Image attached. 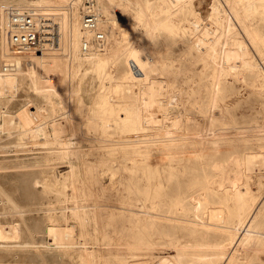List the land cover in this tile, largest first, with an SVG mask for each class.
Masks as SVG:
<instances>
[{
	"label": "bare ground",
	"instance_id": "1",
	"mask_svg": "<svg viewBox=\"0 0 264 264\" xmlns=\"http://www.w3.org/2000/svg\"><path fill=\"white\" fill-rule=\"evenodd\" d=\"M97 1V9L102 18L100 26L106 33L107 45L103 50L92 48L89 52H83L81 49L82 39H90L92 33L82 30L79 9L80 2L78 0L0 1V35L2 34V41L5 42L2 43L0 59L4 58L5 61L10 58H14L17 61L21 60L19 54L15 55L11 52V48L3 32L5 14L1 5L2 3H6L8 6L11 5L17 8L25 6L32 7L38 14H52L59 24L61 33L59 47L55 49V51L58 49L60 50V55L67 56V54H71L76 61L80 62L79 64L83 66L84 63L87 62L89 67L92 68L102 67L108 62H115L121 58L126 68L119 79L110 81V85L104 90L106 92L101 96V104L105 110L104 114L99 116V122L97 121L98 123L96 122V125L99 124V126H103L107 123L106 125L109 126L110 123L113 122L115 124H121L123 127L129 126V130H127L121 142L132 146V151L129 153L130 165H128V163H121L120 167L117 169H115L114 166L103 167L102 173H100L102 175L100 177L98 174L94 176L92 172L93 163H87L86 161L81 162V158L86 154V149L80 144V140L76 131L73 129L70 117H66L65 115L63 119L51 125L52 131L50 136H52V138L49 142H57L59 144V148H61L60 154L63 159L67 160L70 167L68 178H70L72 186L76 189L77 182H80L83 196L94 200V202H74L75 207L72 210V214L75 218L73 223L76 224L62 227L61 224L60 226L54 223L53 217H50L49 221H51V223H48L50 226H48L46 233L48 234L47 236H50L53 240L52 246L54 245L56 248H59V251L60 248L76 250V247H79L78 257L81 264H108L97 246L101 245L100 243L103 237L100 238L97 234L95 238L92 237V234L86 228V221L89 217H92L96 224V231L99 227V221L104 223L108 222L109 225H113L115 229H117L120 233L119 242L116 244L117 247L123 245L132 251H144L143 255H147V257L138 259L131 264H219V262L222 261L224 264H229L241 259L238 258L237 254L240 249H242L244 259L256 257L258 252L264 247V236L260 231L254 233L251 230L253 222L258 214V212L255 211L256 202L251 194L248 193L249 191H243L241 186L257 169L261 170L264 168V150L249 151L241 155L233 153L226 158H220L217 152L214 151V148L218 146L213 144L220 139L234 140L236 137L239 139H246L247 137L243 135L245 133V125H239V122L230 112V107L226 99L227 97L223 95L221 80L228 76H236L243 68L248 66V64L250 66L253 65L252 61L249 59L251 48L249 49L245 39L242 37L243 35L241 36V31L246 34L252 44L257 47L264 56V36L260 33L259 29L252 26L251 23L253 13L260 14L264 17V0H226L228 8L223 9V11L217 13L215 16L211 15L209 19L210 26L203 25L200 33L197 35H195V33L192 41L187 43L188 46H186L187 48L185 47L186 49L183 56L187 59V62L181 74L173 68V65L166 63L163 58V46L165 45L162 40L163 37L158 35L157 31L161 27L165 28L168 32L176 29L174 24H171L172 22L163 23L157 18L158 12L155 4H152L149 0H137L138 6L136 10L134 9L135 11H129V8L127 9V6H124L125 9L121 18L112 21L107 16L109 2L112 0ZM170 1L171 0H162V7H158V10L164 11L163 14H165V11L168 9L167 4L170 3ZM184 1L186 2V0H179V3L182 4ZM25 2L30 4H25ZM192 4L190 3V5ZM171 5H173V3ZM167 13L169 12L167 11ZM171 15L170 13L168 14V16ZM164 18L167 17L165 16ZM135 22H143L145 31L135 29L133 26ZM185 38L184 40H186ZM62 39L63 44H61ZM194 51L195 56L192 55ZM79 52L83 58L78 57ZM49 54L50 53L46 55L45 53L44 56H35L33 60L36 62V66H28L29 63L26 65L20 63V67L15 72H0V103L11 100L9 96H15L16 92L19 91L22 85L21 81L23 80V78H21L23 70L29 69L31 71L34 66L37 71L36 67H41L42 58L45 56L48 58ZM53 58L55 62L50 70L59 76L60 80L58 85L50 86L46 82L45 74L43 76V73H39V80L36 79L38 81H35V83L33 82L34 84H32L31 88L33 87L34 91L44 96L48 100V103L59 101L63 103L62 105H66V103L71 104L72 100L75 99L77 90L76 76L78 68L76 69L75 65V68H73L72 65L70 70L66 69L65 74L61 75L60 72H57L58 62L55 57ZM197 61H202L204 64L203 67H210L211 75L210 83L206 86L207 95L205 96L204 104H202V106H196V104L195 107H193V99L190 96H186L187 98L184 97V94H187L185 92L186 90H184V84L188 81L189 77V79L193 78L192 75L195 74L193 64ZM238 61L241 65L237 64ZM45 69L49 71L45 66L42 72L44 71L45 73ZM106 75L107 78H113V75ZM183 75L187 79L181 80L180 77ZM122 89L128 94L126 98H124L126 95L121 98L115 95ZM197 92L198 91H194L193 93ZM221 100L225 102L226 106L225 108L223 107L224 109L220 110L219 114H216L215 109L219 105L218 102ZM69 104L67 105L69 106ZM195 108L198 109L197 112ZM24 128L26 136H35L37 127L34 121L30 119ZM152 146H156V152H152L151 150L149 153ZM191 157L199 160L200 163H203L206 159L208 160L210 174L204 172V176L200 181L197 177L189 175L187 160ZM83 166L85 169L82 168ZM52 167L55 168L54 166ZM0 168H2V166H0ZM120 169L126 171L133 170L134 172L135 170L138 172L140 171L137 175L134 173L136 175V184H138L136 193L140 195L142 191L145 195V199L151 200L153 204L152 207L148 208L146 202H142L140 205H138V202L134 201L97 202L98 199L93 192V185L100 183V178L102 176H108L110 180L108 185L102 182L101 185L103 190L111 188L117 180L116 177ZM4 172L2 171V174ZM22 174L24 173L22 172ZM36 175L34 177H36ZM30 177L28 176L26 179ZM16 178L17 177H15V179ZM31 179L30 181H32ZM32 183L30 184L32 185ZM28 186L30 185H27V187ZM1 187L2 189L4 188L3 186ZM27 187L26 191L28 189ZM4 191L0 189V196L2 199L8 201V203H5L12 209L9 212H13V209H16L18 204L12 202V196ZM84 191L86 192L84 193ZM11 192L12 191H10V193ZM183 202H189L192 206V208L189 207V209H193L194 211L193 218L188 216L186 218L172 217L170 215V213L174 212V208L184 207ZM161 203L167 205L168 208L166 212L159 213L153 211L156 205L159 206ZM22 214H19V216L16 215L17 219L13 214L11 217L5 216L2 219L3 221H0L1 242L12 238H19L21 232L22 234H26L24 232H27L28 225H26L27 222H25L26 217ZM100 214H102V216L98 219ZM35 218L33 219L35 220ZM14 219H16L17 222H15ZM33 219L31 220L33 221ZM61 219L63 222V220L67 218L64 216L61 217ZM161 219L170 223L172 221L179 222L178 226L172 224L173 226L171 228L175 231L186 230L187 233L183 235L189 237L187 242L182 243L181 241H175L171 238L172 233L166 229V226L159 225ZM2 222H7L8 224L6 225ZM234 224L236 225L234 226ZM38 226L40 225L38 224ZM36 228L38 227H35V232ZM44 228L45 227L42 229ZM75 229H78L77 231H79V233L76 234ZM42 231L43 230H41V232ZM210 233L218 236L216 239L210 241L206 237L210 235ZM27 235L28 234H26V236ZM77 235L82 239L81 244L80 239H77ZM35 243L38 248H40L39 245L41 246L43 244L38 245L40 242L37 243L36 240ZM2 245L7 246L9 243L6 241V243ZM159 246H162L165 252L155 254V250L159 249ZM2 249L3 248L0 247V261L6 262L7 253H10V251H8L7 248L6 250ZM11 249L12 248H10V250ZM38 251L42 256L41 260L46 262V252L42 253V250ZM139 254L141 255V253ZM16 256L18 255L16 254ZM37 256L40 257V255ZM120 264L127 263L121 261Z\"/></svg>",
	"mask_w": 264,
	"mask_h": 264
},
{
	"label": "rangeland",
	"instance_id": "2",
	"mask_svg": "<svg viewBox=\"0 0 264 264\" xmlns=\"http://www.w3.org/2000/svg\"><path fill=\"white\" fill-rule=\"evenodd\" d=\"M0 1L2 2V0ZM30 1H35V0H30ZM116 1H120V2L122 1L125 4V6H127V9L129 8L128 9L129 11H135L138 6L137 0L136 1L135 0H112L111 2H109V4L116 2ZM149 1H151L152 4H155L156 10L158 12L157 18L161 22L163 23L172 22L171 24H174V27L176 30L168 32L165 28L161 27L158 29L157 34L163 37L162 40L165 45L163 46V50H164L163 58L165 62L169 63L170 65H173V68L181 74L183 73V69L187 62V59L183 57L184 51L187 48L186 46H188L187 43L189 41H192L193 37L200 33V30L203 27V25L210 26L209 19L211 15L215 16L217 13L223 11V9L228 8L227 2L226 0H195L196 2L194 0H189V1L186 0V2L184 1L182 4H180L179 0H171L170 3L167 4V8H168L167 11L170 13V15L172 13L173 14L171 16H168L169 13H167V11H165V14H163L164 11L158 10V7L159 8L162 7V0H149ZM172 3L173 5H171ZM190 3L191 4L193 3V4L190 5ZM3 4L6 5V3H2V5ZM25 4H30V3L25 2ZM2 5H1V8H2ZM179 11H182L183 13ZM163 15L164 17L166 16L167 18H164ZM251 23H252V26H254L255 28H258L260 33L264 36V17H262L260 14L253 13L251 17ZM133 26L137 30L145 31L143 22L141 23L135 22V24L133 23ZM241 36L245 39L249 49L250 48L252 49V50L250 49L249 59L252 61L253 65L250 66L248 64V66L243 68V70L239 72L236 76H233V75L228 76L227 78H224L223 80H221V87H223V95L227 97L226 99L228 101L227 103L229 104L231 114L239 122V125H243V124L245 125V128H244L245 133L243 135L247 137L246 139H239L236 137L234 140L220 139L219 141H216L213 145H217L218 147L214 148V151L217 152V155L220 158H226L233 153L241 155L249 151H259V149L264 150V138H263L264 136V82H263L264 81V59H263L264 56L257 49V47H255L252 44V42L249 40L246 34H244L243 31H241ZM184 38L186 40H184ZM0 39H1L0 40L1 41L0 51H1L2 43H5L4 41H2V34L0 35ZM61 44H63V39H62ZM48 53H50L52 57L56 58V61L58 62V69H57L58 71L57 70L56 71L60 72L61 75L65 74L66 69L70 70V68L72 67L75 68V66H76V69L78 68V73L76 76L78 92L76 90L75 99L72 100L71 104L66 103V105L69 104V106L62 105L63 103H60L59 101H54L51 103L49 102L50 103L49 104L48 100L44 96L34 91V88L33 87L31 88V86L32 84L35 83V81L39 80V73H43V76L45 74V77H49L51 75V72L45 69V73H44V71L42 72L40 67H36L37 69L36 71L35 67L33 66L31 71L29 69L23 70L22 76H21V78H23V80L21 81L22 85L19 91L16 92V95L9 96L11 100H7L5 103H0V166H2V168H0V177L5 180L4 181L3 179L0 178V184H1L0 189L3 191L5 190L4 191L5 193H8L10 196H12V199H13L12 202H15L16 204H18L17 208L20 209V210H18L17 208L13 209L14 213L9 212L12 209L8 207V204H7L8 201L5 199H2V197L0 196V207H1L0 208V221H3L2 219L5 216L11 217L13 214L15 215V218L17 219V216H19V214L24 213L22 215L26 217L25 222H27L26 225H28V229L26 228L27 226L25 225V228L27 229L28 233L26 231L24 232L28 234L27 236L26 234H22L21 232V236L19 238H12V239L6 240L9 243V245L7 246L2 245L6 243V241L1 242L0 240V247L3 248L2 250L4 249L6 250L7 248V250L10 251V253L12 252L11 254L9 252L7 253L6 257L8 261L7 260L6 262L0 261V264H4V263L9 264V262L10 264H52V263L53 264H81L79 257H78L79 247H76V250L70 249V248L68 249L60 248V251H59V248H56L54 245L52 246L53 240L50 236H47L48 234L46 233L47 228L48 226H50L49 224L51 223V221H49L51 216L53 217L54 223H56L57 225L61 224L62 227L70 226L72 224H76V223H73L75 221V218L73 217V214H72V210L75 207L74 202H94L93 199L85 198L83 196V190L81 189L80 182H77L78 184L76 185V189H74V187L72 186L70 178H68L69 177L68 172L70 170V167L68 165L67 160L63 159V157L60 154L61 148H59L60 147L59 144L57 142L55 143L49 142V140H51L52 138V136H50V133L52 131L51 130L52 123L54 124L57 123L58 121H60V119H63L65 115L66 117H70L72 121L73 129L76 131L77 136L80 140V144L82 145L84 149H86V154H84L83 158H81V162L86 161L87 163H91V164L93 163L92 172L94 176H97L98 174L100 177L102 175L100 173H102L103 167L114 166V168L117 169L120 167L121 163H125V164L128 163V165H130L129 163L130 154L129 153H131L132 151V146L121 142V139L124 138L123 136H125V133L127 132V130H129V126L123 127L121 126V124H115L113 122L110 123L109 126L106 125L107 123H105L103 126L102 125L99 126V124L96 125V122L97 121L99 122V116L101 114H104V110H105L101 104V96L102 94H105L106 92L104 90L110 85V81H113L114 79H119V77L123 74V72L126 69L125 64L122 61V59L119 58L115 62H108L102 67L92 68V67H89V64L87 62H85L84 65L82 66V64H79L80 62L76 61L71 54H67V56L60 55L59 49L56 51L49 50ZM192 55L195 56V51L193 52ZM78 57L83 58V56L80 55V52L78 54ZM1 59H0V72H2V64L5 61L4 58L2 59V61ZM237 64H240V62L238 61ZM29 65L31 64H28V66ZM33 65L36 66V64H33ZM203 66L204 64L202 61H197L196 63H194L193 68L195 70V74L192 75L193 76L192 79H189L190 78L189 77L188 81L184 84V88H185L184 90H186L185 92L187 93V94H184V97L187 98L186 96H190L193 99L194 101L193 107H195L196 104H197L196 106H202V104H204L205 102L204 99H205V96L207 95L206 86H208L210 83L211 68L208 66L207 67H203ZM106 74L113 75V78L112 79L107 78ZM183 76L180 77L181 80L182 79L184 80L186 78L185 76L184 77ZM122 90L117 92L118 94L116 93L115 95L117 97L120 96V98L126 95L124 97L126 98L128 94L125 92V90L123 91ZM194 91H198V92L193 93ZM190 92L193 93L194 96ZM119 94H121L122 96ZM218 104L219 105L215 109L216 114H219L220 110L224 109L226 106L225 102L222 100L219 101ZM152 110H155V109H152ZM195 111L197 112L198 109L195 108ZM66 112L68 113V115ZM30 119L34 121V124L37 127V130H36L37 134L35 133L34 137L26 136L25 135L26 132L24 131L25 129L24 126L26 125L27 122L30 121ZM105 126L106 127L108 126L107 129ZM100 130H101V133H100ZM152 147L155 149H153ZM152 147L149 150V153L151 150L152 152L153 151L156 152V146H152ZM52 166H54L55 168H53ZM187 167L189 170V175L197 177L199 181L201 180V178H203L204 172L210 174V169H209V164H208L207 159L203 163H200L199 160L191 157L190 159L187 160ZM82 168L85 169L84 166ZM8 170H9V173H8ZM2 171L3 172L5 171L4 173L6 174L4 173L2 174ZM256 171L254 174L251 175V177L248 178V180L241 186V188L243 191H249L248 193L251 194V196L256 202L255 211L258 212V214H257L255 221L253 222V226L251 230L254 233H256L257 231H260L262 235L264 236V213H263L264 211V168H262L261 170L257 169ZM22 172L24 174H22ZM134 173H136L137 175L140 173V171L138 172L137 170H135L134 172L133 170L126 171L124 169H120L119 173L117 174V177H116L117 180L114 186H112L111 188H107L106 190L102 189L101 184L104 183L105 185L106 184L108 185L110 180L108 179L109 178L108 176H102L100 178V183L93 185V192L95 193L98 199L97 202H133L134 201V202H138L139 203L138 205L142 204V202H146V205L148 204L147 205L148 208L152 207L153 204L151 200L145 199V195L142 191L140 192V195L136 193L138 184H136V175ZM34 174L35 175L37 174L36 175L37 178L34 177L35 176ZM14 175L15 177L18 178V180L17 178L15 179ZM28 176L29 177L31 176V177L29 179H26L28 178ZM38 176L41 178H39ZM8 177L10 181L8 180ZM30 179L32 181H30ZM17 181H20V182H17ZM30 183H32V185ZM27 185H30V186L27 187ZM1 186H3L4 188L2 189ZM26 187L28 188L27 189L28 192L26 191ZM10 191L12 192L10 193ZM85 192L86 191H84V193ZM28 193H30L31 195ZM183 203H184V207L174 208V212L170 213V215L172 217L186 218L188 216L190 218H193L194 211L193 209L191 210L189 209V207L192 208V206L190 205L189 202H183ZM167 208H168L167 205L165 204L163 205L161 203L159 206L156 205V208L152 210L157 211L159 213H165ZM26 209L28 212L26 211ZM37 209H38V212H37ZM31 215H34V216H31ZM46 216H49V217H46ZM64 216H66L67 219L63 220L62 222L61 217H64ZM101 216L102 214L98 216V219ZM56 217H58L59 219ZM33 218H35L36 221ZM16 219H14L15 222H17ZM31 219H33L34 222ZM14 220H11V221H14ZM37 221L40 226H38ZM2 223L6 225L8 224L7 222H2ZM172 224L178 226L179 222L172 221L170 223V222L165 221L164 219H161L159 221L160 226H166V229H168L170 233H172L171 238H173L175 241H181L182 243L187 242V239H189V237L183 235V234H186L187 231L186 230L175 231L173 228H171L173 226ZM33 225L34 226L36 225L35 227H38L36 228V232L34 230L35 227ZM41 225L45 227L44 228L45 230L42 229L43 227ZM235 225L236 224H234V226ZM86 228L92 234V237L95 238L96 234L100 238L103 237L100 243L101 245H97V246L99 247L100 251L102 252L108 264H120L121 261H124L127 264H131L134 261L136 262L138 259L147 257V255H143L144 251L142 252L132 251L128 247L123 246V245H121L120 247H117L116 244H118L119 242L120 233L117 231V229H115L113 225H109L108 222L104 223L102 221H99V227H98V230L96 231L95 221L93 220L92 217H89V219L86 221ZM28 230L30 231V233ZM41 230H43L42 231L43 234ZM77 230L78 229H75L76 234L79 233V231ZM38 232H40L41 234ZM38 234L42 236H39ZM217 236L218 235L210 233V235L206 237L208 238V240L211 241V240L216 239ZM77 239L78 240L80 239V244H81V241H82L81 237L77 235ZM35 240L37 243L40 242L38 243V245L43 243L41 246L39 245L40 248H38L37 244L35 243ZM29 246L32 248H30ZM44 247H47V248H44ZM10 248L12 249L10 250ZM158 248L159 249L155 250V254L165 252L162 246H159ZM38 250H42V253L46 252L45 253V257H46L45 259H47L46 262H43L41 260L42 256ZM139 253H141V255ZM16 254L18 256H16ZM237 254H238V258H241V259H238L234 263H229V264H264V247L258 252L257 256L253 257L252 259H244L242 249H240V251H238ZM37 255H40V257ZM50 257L53 261L50 259ZM38 259L40 262L38 261ZM219 264H224V263L222 261V262H219Z\"/></svg>",
	"mask_w": 264,
	"mask_h": 264
},
{
	"label": "built area",
	"instance_id": "3",
	"mask_svg": "<svg viewBox=\"0 0 264 264\" xmlns=\"http://www.w3.org/2000/svg\"><path fill=\"white\" fill-rule=\"evenodd\" d=\"M80 2L81 26L82 30L92 33L90 39L83 38L81 49L83 52H89L92 48L103 50L107 45V37L101 28V15L98 12L97 0H78ZM125 4L116 1L109 4L108 18L112 21L119 20L124 12ZM2 10L5 14L3 32L11 52L19 54L21 60L10 58L2 64V71L5 73L15 72L21 64H36L33 60L35 56L47 55L49 50H55L59 47L61 40L60 28L57 20L52 14H38L32 7L25 6L17 8L3 4ZM55 59L49 54L42 58L40 69L44 70L46 66H54ZM21 63V64H20ZM59 76L51 72L46 77V82L50 86H56L59 83Z\"/></svg>",
	"mask_w": 264,
	"mask_h": 264
}]
</instances>
